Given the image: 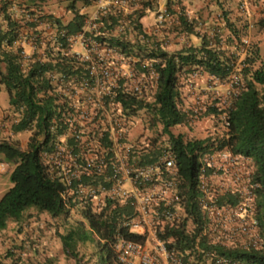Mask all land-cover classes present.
<instances>
[{
	"label": "built area",
	"instance_id": "built-area-1",
	"mask_svg": "<svg viewBox=\"0 0 264 264\" xmlns=\"http://www.w3.org/2000/svg\"><path fill=\"white\" fill-rule=\"evenodd\" d=\"M90 1L95 6L85 14L80 30L69 34L53 23V33L46 38L50 49H55L52 55L74 59L83 66L71 67L68 71L53 69L47 74L59 95L58 101L65 103L64 115L68 114L62 118L65 127L61 131L55 128L56 135H71L73 139L67 152L72 167L67 169L71 173L65 179L67 188L76 194L80 205L89 204L94 210L101 209L106 200L112 205L130 208L128 212H122L110 241L116 259L124 264H242L236 258L219 253L218 249L260 248L262 245L260 227L251 215L258 182L252 180L245 157L218 147L202 152L194 199L199 235L184 250L175 236H164L171 226L183 221L192 205L186 207L183 181L169 148L163 149L158 159L146 164L132 161L125 165L120 157L119 140L128 135L129 117L122 111L115 95L118 90L143 95L144 83L131 80L135 77L134 71L114 67L108 56L109 51L124 54L112 42L111 37L117 35L112 28L115 24L109 23V12L121 10L118 22H126L128 14L143 9L142 0ZM151 1L152 4L158 2ZM237 5L245 8L242 0H238ZM167 8L157 9L159 23L171 17ZM28 10L27 19L38 21L34 17L35 6ZM43 41L41 38L40 43H36L35 35H31L28 43L33 51L44 54L47 44L42 45ZM74 45L79 49H74ZM101 47L105 52L98 50ZM20 52L25 58L30 55L24 50ZM141 61L137 59L142 69H151L155 81L157 72L149 59ZM232 77L230 97L244 85L238 74L234 73ZM225 124L228 121L225 120ZM87 135H98L95 143ZM63 153L64 149L55 138L53 150L44 151V156H51L57 166H63ZM51 174L63 178L56 170H51ZM73 179L76 184L72 188ZM226 193L233 195L236 201H221V196ZM186 220L192 221L191 216L188 215ZM119 227H126L129 232L139 235L138 238L122 234ZM185 232H189L188 229ZM202 236L205 243L199 241ZM188 251L196 254L187 255Z\"/></svg>",
	"mask_w": 264,
	"mask_h": 264
},
{
	"label": "trees",
	"instance_id": "trees-1",
	"mask_svg": "<svg viewBox=\"0 0 264 264\" xmlns=\"http://www.w3.org/2000/svg\"><path fill=\"white\" fill-rule=\"evenodd\" d=\"M76 1L70 0L67 5L73 14L68 21H63L58 16H53L51 19L69 34L81 29L85 17V13L79 12ZM173 3L174 0H166L168 8H171ZM142 4L143 9L126 17L133 27L137 28L138 33L142 34L143 37L141 36L139 40L144 41L147 34L141 28L140 17L148 8H152L153 4L151 0H142ZM109 13V23L113 26L121 19L122 13L121 10H113ZM6 18L8 29L0 36V82L4 84L9 104L14 110L12 113L14 121H11L12 130L32 129V133L29 135L26 148H21L17 141L0 139V152L5 159L15 163L10 172L12 185L0 197V232L7 228L9 221L20 220L29 207H34L40 212L46 211L53 216L68 212L62 196L66 185L59 177L51 174L41 153L44 150H53L55 128L59 131L65 127V122L62 123L65 103L58 101L59 95L53 89L47 74L53 69L68 71L70 67L56 68L60 60L53 62V57L47 60L33 57L28 67H22L23 58L19 48L13 47V40L17 37L19 29L15 20L13 21L7 15ZM184 24H186L185 31L193 32L194 26L186 21ZM111 39L122 53L133 54L135 43L130 39L124 40L118 36ZM207 42L204 39L200 46L189 45L176 51H169L160 46L151 47L148 50L146 47L142 48V52L146 54L137 52L139 60L149 59L151 66L157 72L152 99L146 100L143 96L118 90L115 100L120 102L123 112L127 114H134L142 107L148 108L153 114L154 121L161 124L162 132L167 134V143L163 148L157 146L146 151L141 150L138 153V160L140 163L153 162L162 150L167 148L174 154L176 167L183 181L186 207L192 205V210L188 211L187 216L178 225L171 226L164 236L169 234L175 236L176 242L181 244L183 250L185 246H190L191 241L199 235L200 226L194 199L197 195L196 182L200 153L214 146H228L232 152L243 154L253 160V178L259 183L255 191L254 215L262 230V245L260 248H220L218 252L236 258L243 264H264V59L260 58L258 65L253 66L252 64L258 58V53L254 54L253 49L250 55L252 57H248L246 65L240 69L244 77L243 87L230 97L226 107L210 108L211 117L215 120L221 121V112L226 115L228 125L222 134L210 133L203 138H185L182 132L175 133L171 130L173 125L187 120V112L178 104L180 98L177 84L178 71L201 66L206 72L222 78L227 76L234 66L235 61L229 55H226L220 47L212 46ZM1 62L4 63L3 66ZM257 84L262 85V88L260 89ZM68 140L73 142L71 137ZM224 198L226 201H234L230 194ZM110 207L111 203L107 202L106 206L99 211H92L90 207L82 209L85 221H79L74 227L59 234L65 253L77 258V243L94 240V235H97L98 239H103L102 242L98 241L99 260L103 264H123L115 259L108 241L114 236L117 218L124 208L119 205ZM188 215L191 216L192 221L186 220ZM185 229L189 232H185ZM18 230L21 231L22 228ZM119 231L128 237L138 238L139 236L129 232L126 227H119ZM30 238L34 237L31 235ZM204 239L203 236L199 237L202 243H205ZM23 240L21 238L18 244L21 242L24 244ZM8 252V255H11L16 262L19 255H13V250ZM186 254L196 253L188 251Z\"/></svg>",
	"mask_w": 264,
	"mask_h": 264
},
{
	"label": "rangeland",
	"instance_id": "rangeland-1",
	"mask_svg": "<svg viewBox=\"0 0 264 264\" xmlns=\"http://www.w3.org/2000/svg\"><path fill=\"white\" fill-rule=\"evenodd\" d=\"M63 1V11H55L54 13L50 9L43 7L41 0L33 2L36 10L34 17L38 20L40 19V23L37 26V32L34 31L32 35H35V39L38 40L42 38L44 40L41 42L43 43L42 45L47 44L43 50L44 53H55V49L51 50V45L46 40L53 33V24L51 23L53 15L56 17V14L59 13L62 14L58 15L60 18L65 15L67 19L73 15L72 11L67 8L70 0H58V2ZM83 2H77L79 6L82 5L81 11L85 12V14L90 13L95 5L91 2L83 6ZM152 8L146 10L142 20H140L141 28L147 34L144 37V41L143 39L139 40L142 34L138 33L137 28L133 27L128 19H125L126 22L119 21L118 24L116 23L112 27L113 33L118 37L124 40L130 39L131 42L135 43L132 50L133 54L131 55H121L116 51L108 52L109 58L113 60L114 67L124 70L132 69L135 77L131 80H140L144 83L143 95L140 96H143L146 100H151L155 89L154 75L151 69H142L140 63L136 62L138 59L136 56L137 52L143 53L142 48L146 47L149 49L161 45L163 49L176 51L189 45L200 46L204 39L208 41L207 43L212 44V46L220 47L226 55H229L235 61L231 72L227 76L222 78L213 76L201 66H193L190 70L184 69L178 71L177 84L180 90L178 104L187 112V120L184 123L173 125L171 130L175 133L182 132L185 138H203L210 133L222 134L224 128L221 125V121L211 117L212 111L210 108L216 107L217 109H221L228 105L230 100L229 91L233 88L232 75L234 73L238 74L242 81L244 80L240 69L246 65V59L252 57L250 55H252L253 49L254 54L255 52L258 53V58L252 64L253 66H257L259 59L264 57V37L259 38L258 36L259 33L261 34L264 31V29H261L264 26V17L259 15L253 21L244 20L242 23H238L236 17L232 16L234 15L232 10L226 6V0H174L169 9L166 7V0H158V2L153 3ZM164 8H167L172 14L170 18L164 19L159 23L156 19V11L157 9ZM44 13L46 15L41 20L42 16L40 15ZM238 16L241 17L240 14ZM184 21L194 26L193 32L184 30L186 25ZM20 31L24 34L23 29ZM31 32L29 33L30 35ZM202 35L204 36L201 37ZM255 35L258 37L256 36L255 38ZM244 39H248V41L245 42ZM73 47L74 49H79L77 45ZM98 50L105 52L104 47ZM38 53L40 54L41 52L38 51L36 54ZM54 55L57 56L56 54ZM57 60H60V64L56 68L60 66L71 68L80 65L79 61L75 62L71 58H55L52 61L55 62ZM3 65L4 63H1V66ZM23 67H28V64H24ZM80 67L83 66L80 65ZM257 86L260 89L262 88L260 84H257ZM0 103L4 107L9 105L8 93L4 85L0 89ZM113 109L116 110L114 107ZM128 115V135L121 137L119 149H117L121 153L120 157L123 159L125 165L131 164L132 161L139 162L138 153L141 150L146 151L157 146H162L163 148L167 143V134L162 132L161 124L154 121L153 114L148 108H139L134 114ZM221 115L222 113H220ZM12 116L14 115H11L10 121H14ZM64 117H68V114H65ZM5 118L9 119V115L7 114ZM9 127L10 124H6V128L9 129ZM9 131H4L2 135H17L16 138L10 140L17 141L21 148H26L32 129L12 131L10 133ZM69 136L71 135H58V138L56 136V140H59L62 149L65 151L62 154L63 166H57L54 158L51 156L45 155L44 157V161L49 162V168L52 171L56 170L64 179L71 176L70 171L67 169H72L69 164L71 158L67 153L72 146L68 140ZM97 136L87 135L93 143H95ZM0 158L2 162L0 164L1 197L12 185L10 172L15 163L5 159L1 152ZM247 161L249 162H245V166L251 171L253 165L250 160ZM71 197L74 196L71 194ZM70 201L72 205H70L68 213L60 214L56 218V221L48 220L47 217L43 216L34 207H29L23 213L20 220L9 221L7 228L0 232V264H103L99 260L98 250V241L102 242V240H99L96 236H94V240L79 241L77 243V258L65 253L59 234L74 227L82 219V209L77 203L73 202V198ZM35 219H44L45 224L43 228H38V232L30 233L28 227ZM19 228L24 230V234H21L25 240L24 244L12 242L14 241L12 240L13 235L16 231H19ZM33 234L35 235L33 236L34 238H30ZM21 249L25 250L24 254L18 256L17 261L14 262L12 256L8 255V251L13 250V255L17 256L18 251Z\"/></svg>",
	"mask_w": 264,
	"mask_h": 264
},
{
	"label": "crops",
	"instance_id": "crops-1",
	"mask_svg": "<svg viewBox=\"0 0 264 264\" xmlns=\"http://www.w3.org/2000/svg\"><path fill=\"white\" fill-rule=\"evenodd\" d=\"M35 0H0V36L2 34L3 31L8 29L7 23H6V15L11 17L13 19V21L15 20H25V18H27L26 16V12H24L25 10H27V6H29L30 4H32ZM83 2V6L85 4L91 3L90 0H77L76 1V6L79 9V12H82V5L79 6L77 4V2ZM237 1L238 0H226V6H228L229 9L232 10L233 14L232 16L236 17V20L238 23H242L244 20L247 21H253L254 18H257L259 15H262L264 17V0H243L245 2V10L241 9L238 7L237 5ZM41 3L43 4L42 6L46 9H50V11L52 13H54L55 11L60 12L63 11L64 9V1L63 2H58V0H41ZM236 14V16H235ZM238 14L241 15L238 16ZM57 16L62 15V14H56ZM15 18V19H14ZM71 18V17H70ZM70 18H66L65 15H63L60 19L63 21H68ZM246 22V21H245ZM27 27H37L34 23L31 22H27L26 23ZM264 29V26L263 28ZM257 35H255L256 38ZM259 38L264 37V31L261 32V34L259 33ZM257 36V37H258ZM14 46L16 47L19 44H21L23 46V49L25 52L30 51V45L28 44L27 40H23L20 39L15 42H13ZM1 52V50H0ZM0 58H1V54H0ZM27 59V58H26ZM264 59V57H263ZM2 63V62H1ZM4 85L2 82H0V89L1 86ZM12 113H14L13 107L9 104L7 107H4L1 103H0V139L2 138H8V139H12V138H16L17 135H2V133L4 131H9L12 132V128H11V115ZM7 114L9 115V119L5 118L7 116ZM6 124H10L9 129L6 128ZM4 126V128H3ZM15 136V137H13ZM1 159V158H0ZM0 164H2V162L0 161ZM41 214H43V216L47 217V219H51L54 216H52L50 213L46 212V211H41ZM34 221V222H33ZM29 227L28 230L31 231H37V227L34 226L33 224H38L41 227V224H45L44 219H39V220H33ZM31 226H34L33 228H31ZM29 231V232H31ZM24 234V230L22 229L21 231H16L15 234L13 235V239L14 241L12 242H19L18 240L21 239L22 235Z\"/></svg>",
	"mask_w": 264,
	"mask_h": 264
},
{
	"label": "clouds",
	"instance_id": "clouds-1",
	"mask_svg": "<svg viewBox=\"0 0 264 264\" xmlns=\"http://www.w3.org/2000/svg\"><path fill=\"white\" fill-rule=\"evenodd\" d=\"M243 1V0H242ZM31 6H33V3L32 4H30L29 6H27V10H25L24 12H30L28 9H30V7ZM244 10H245V8H244ZM46 13H44V15H45ZM42 15V14H41ZM54 16V15H53ZM43 18H44V16H42V19L41 20H43ZM58 18H59V16H58ZM15 19V18H14ZM40 20V19H39ZM39 20L38 21H35V20H29V19H27V18H25V20H16V24H17V27H18V35H17V37L13 40V42H15V41H17V39L18 40H20V39H23V40H27V42H28V40H29V37L32 35V33L34 32V31H36L37 32V27H27L26 26V23L27 22H31V23H34L35 22V25L36 26H38V24H39ZM19 22H22V23H19ZM51 23L53 24V21H51ZM24 30V34L20 31V30ZM31 29H32V32H31ZM31 32V35L29 34ZM35 41H36V43H38L39 42V40L38 39H35ZM29 44V43H28ZM30 45V44H29ZM211 45V44H210ZM158 46H160L161 47V45H158ZM17 48H19V52L21 51V50H24L23 49V46L21 45V44H19L18 46H16ZM30 48H31V46H30ZM146 50H148V48H146ZM38 52V50H32V48L30 49V51H29V53H30V55H29V57L26 59L22 54V67H23V65L24 64H29L30 63V61L32 60V58L33 57H36V58H39V59H42V60H47V59H49L50 57H53V59L52 60H54L55 58H58L57 56H55V55H52L51 53L50 54H48V53H44V54H42V52L41 51H39V52H41L40 54L38 53V54H36ZM21 53V52H20ZM143 54H146V52H144L143 51ZM46 55V56H45ZM138 56V55H137ZM139 57V56H138ZM64 58V57H63ZM29 62V63H28ZM214 76V75H213ZM154 83H155V87H156V80L154 81ZM244 83V82H243ZM154 91H155V89H154ZM121 108H122V106H121ZM222 113V115H221V125L223 126V128L224 129H226V127H227V125L228 124H225V120L226 121H228L227 119H226V115H225V113L224 112H221ZM127 114V113H126ZM128 115V114H127ZM128 117H129V115H128ZM61 126V125H60ZM59 131H61V129L59 130ZM56 136H58V135H56ZM69 137H71V136H69ZM56 138V137H55ZM72 138V137H71ZM69 139V138H68ZM71 143V142H70ZM214 147H218V146H214ZM218 148H224V149H227V150H229L230 152H232L231 150H230V148L228 147V146H223V147H218ZM44 151H46V150H44ZM44 151H42V153H41V155H42V158H43V160H44ZM163 151V150H162ZM202 153V152H201ZM200 153V154H201ZM232 153H234V152H232ZM237 154H240V153H237ZM161 155V154H160ZM159 155V156H160ZM240 155H242V156H244L245 157V161L246 162H249V161H247V160H250L251 161V163H252V165H253V167H252V169H251V178H252V180L254 181V178H253V170H254V163H253V160L250 158V157H247V156H245V155H243V154H240ZM158 156V157H159ZM200 156V155H199ZM158 157H157V159H158ZM156 160V159H155ZM155 160H153V161H155ZM45 162V161H44ZM46 163V162H45ZM47 164V163H46ZM143 164H146V163H143ZM48 165V164H47ZM48 168H49V165H48ZM50 169V168H49ZM60 178V177H59ZM60 180H62L63 181V183L66 185V189L63 191V193H62V196H63V200L65 201V204H66V206H67V208H68V211H69V207H70V205H72V202L70 201V199L72 200V198L74 199V203L76 204L77 203V205L81 208V209H83V208H86V207H90V209L92 210V211H99V210H101L104 206H106V204H107V202H110V201H108V200H106V204L101 208V209H96V210H94V209H92V207L88 204V205H86V206H82V205H80L79 203H78V200H77V196H76V194H74L73 192H71V191H69V189L67 188L68 186H67V184H66V181H65V179L64 178H60ZM257 182V181H256ZM75 184H76V181L73 179V180H71V186H72V188L75 186ZM258 185H259V183H258ZM255 191H256V189H255ZM70 192V193H69ZM71 194L74 196V197H71ZM226 195H229V193H226V194H224V195H222L221 196V198H220V200L221 199H223V197H225ZM65 196V197H64ZM230 196H232L233 198H234V201L233 202H235L236 201V198L233 196V195H231L230 194ZM221 201H226L225 200V198L223 199V200H221ZM228 202H230L229 200H228ZM111 203V207H113L114 205H112V202H110ZM115 205H118V204H115ZM120 206V205H119ZM110 207V208H111ZM122 207V206H121ZM122 208H124L123 209V212H127V209H128V211H129V207L128 206H125V207H122ZM255 210H256V208H254V211L251 213V215L253 216V217H255ZM68 213V212H67ZM121 215H122V213H121ZM121 215H119V217L121 216ZM53 216V215H52ZM58 216L59 215H55L53 218H51L50 220L51 221H56V218H58ZM119 217L117 218V221H118V219H119ZM256 218V217H255ZM81 221H85V218H84V216H83V214H82V219H81ZM117 221H116V223H117ZM258 223V222H257ZM42 226L40 227L39 226V223L38 224H35L34 226H36L37 227V231H31V230H29V231H31L32 233H34V232H38V228H43V224H41ZM34 226H31V228H33ZM259 227H260V225H259ZM261 227H260V235H261V237H262V234H261ZM30 232V233H31ZM32 236H35L34 234L32 235ZM94 236H96L97 237V235H94ZM21 238H23V237H21ZM98 238V237H97ZM21 240V239H20ZM19 240V241H20ZM99 240H102L103 241V239H100L99 238ZM25 240H23V242H24ZM110 241L111 240H109L108 241V245H109V247L111 248V246H110ZM22 243V242H21ZM112 249V248H111ZM112 251H113V249H112ZM24 252H25V250H23V249H21V250H19L18 251V255L19 256H22V254H24ZM114 252V251H113ZM114 256H115V254H114ZM115 259H116V257H115ZM117 260V259H116ZM118 261V260H117ZM118 262H120V261H118ZM122 263V262H121ZM124 264V263H123ZM243 264V263H242Z\"/></svg>",
	"mask_w": 264,
	"mask_h": 264
}]
</instances>
